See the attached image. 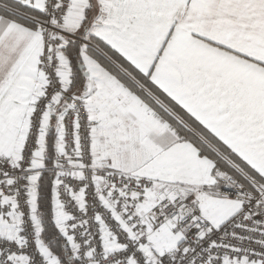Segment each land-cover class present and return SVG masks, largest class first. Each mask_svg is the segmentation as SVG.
<instances>
[{"label": "snow or ice", "instance_id": "6c2138e0", "mask_svg": "<svg viewBox=\"0 0 264 264\" xmlns=\"http://www.w3.org/2000/svg\"><path fill=\"white\" fill-rule=\"evenodd\" d=\"M0 264H264V0H0Z\"/></svg>", "mask_w": 264, "mask_h": 264}]
</instances>
